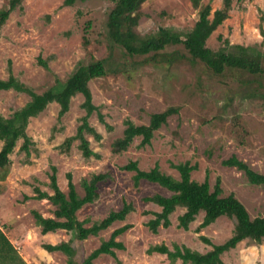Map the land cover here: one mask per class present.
<instances>
[{
	"label": "rangeland",
	"instance_id": "obj_1",
	"mask_svg": "<svg viewBox=\"0 0 264 264\" xmlns=\"http://www.w3.org/2000/svg\"><path fill=\"white\" fill-rule=\"evenodd\" d=\"M63 2L21 0L20 5L14 6L0 28V79L6 80L11 70L15 78L41 94L56 80L64 82L79 63L106 60L107 74L88 84L91 102L99 108L105 123L99 122L96 112L88 120L101 135L99 142L87 136L90 149L100 159L85 160L77 141L71 145L65 142L75 134L84 115L81 95L71 99L69 111L61 118L58 105L51 103L37 117L29 119L25 133L33 145L28 154L19 150L20 140L8 156L9 165L0 168V231L24 263L13 254L11 258L0 257V264H66L67 255L48 253L42 248L44 244L61 242L71 244L76 252L74 264H82L113 230L125 224L132 228L118 237L125 247L123 251L115 250L118 261L102 255L93 264H168L164 255H147V249L164 244L171 250L176 244L206 253L211 247L199 236L218 245L232 235L235 221L227 217H220L196 233L202 212L187 231L179 229L177 217L184 212L181 208L169 216V228H159L157 234H152L144 224L153 216L143 212L153 207H147L143 199L159 193L171 194L146 181L134 188V173L119 170L129 161H137L138 168L146 172L157 164L160 172L175 179L179 175L170 164H197L198 169L191 173L193 181L202 183L207 173L212 191L218 177L222 197L233 194L250 219L264 216V186L250 185L242 172L221 164L234 155L253 171L264 173V75L254 76L235 69L215 75L201 62L192 61L182 45L166 47L161 52L166 58L160 62L145 63L144 56L129 57L107 39V15L113 7L110 2L77 1L70 7ZM8 4L9 0H0V10L9 8ZM201 4H210L213 12L221 8L222 0H202ZM139 12L135 32L140 37L154 35L160 28L184 37L198 18L189 0H146ZM84 35L88 41L85 46ZM226 41L230 45L256 48L262 53L264 67V0H231L228 18L212 33L206 46L216 52L226 48ZM38 58L46 62L47 70L38 65ZM28 101L26 94L0 91V115L10 117ZM169 107L178 108V114L169 117L154 132L149 146L140 149L141 138L137 137L125 152H111V144L122 138L126 119L136 126L148 125L150 115ZM1 145L0 142V148ZM51 166L56 168L57 185L64 194H67V173L72 175L79 196L84 194L83 179L89 180L99 173L109 175L97 185L98 199L76 213L85 227L110 211L120 210L124 202L132 204L133 212L124 221L115 222L84 241L63 230L42 235L30 212L35 210L44 218H53L54 207L47 200L31 197L34 187L52 194ZM221 260L223 264H264V239L259 244L246 239L222 254Z\"/></svg>",
	"mask_w": 264,
	"mask_h": 264
},
{
	"label": "trees",
	"instance_id": "obj_2",
	"mask_svg": "<svg viewBox=\"0 0 264 264\" xmlns=\"http://www.w3.org/2000/svg\"><path fill=\"white\" fill-rule=\"evenodd\" d=\"M77 1L87 2L91 0H64L63 5L70 7ZM108 1L113 7L107 15L106 34L107 39L112 45L119 46L129 57L144 56L145 63H155L162 61L166 56L161 52L168 46L182 45L188 52L192 61H199L204 64L215 75H221L226 69H235L244 71L250 75H264L262 66V53L254 47H244L240 45H230L226 41V48L218 51H212L206 46V42L214 31L228 18L231 10V0H222L221 8L212 12L210 4L202 5V0H189L191 6L197 10V20L190 32L182 37L179 33L160 28L156 34L146 37H140L136 34L135 28L140 19V7L146 0H100ZM21 0H9V8L0 10V28L7 20L9 14L15 5H20ZM87 23L86 27H89ZM84 38V46L88 41ZM165 56V57H164ZM167 62H171L166 59ZM106 60L91 61L88 64L79 63L69 77L61 82L55 81V84L41 94L34 91L15 78L11 70L6 80L0 79V91L13 90L18 93L29 96V101L19 110L12 113L8 118L0 115V168L9 165V155L13 152L18 141H22L19 150L28 154L29 148L33 145L31 138L25 133L30 118H35L41 114L45 108L55 103L59 107L58 118L63 117L69 111V105L72 98L81 95L83 102L80 108L84 115L79 119L75 134L65 139L68 145L77 141V146L82 158L88 160L94 158L100 159V155L90 149L87 136H91L99 142L101 135L89 125L88 120L93 112L97 113L99 122L104 123L103 115L99 113V108L91 102V93L88 84L96 79L104 77L107 74L105 64ZM38 65L44 69L47 68L45 61L37 59ZM10 69V68H9ZM178 114V108L169 107L163 112L150 115L148 125L136 126L126 119L122 138L116 139L111 144V152L119 154L125 152L133 142L134 138L140 137L138 147L144 148L151 144L154 132L167 123V119ZM109 129V127L107 126ZM221 164L227 168H234L244 175L247 182L254 186H264V173L253 171L246 163L240 161L236 156L223 160ZM179 178L175 179L170 175L160 172L158 165H154L148 172L141 171L138 168L137 161H129L127 164L119 167L124 172H132V185L138 188L140 181H146L156 184L159 187L171 193L169 197L153 195L143 199L146 203H153L160 207V212H143L144 215L151 214L153 219L147 221L144 225L152 234H157L158 229H167L171 222L169 216L177 208H183L184 212L177 217V227L184 231L189 229V225L196 220L199 213H203L202 221L196 228V233L201 229L215 223L220 217L234 219L235 224L232 235L222 244L214 245L204 236L199 239L211 249L206 253H200L191 250L185 245L178 246L174 244L170 250L164 244L150 246L147 255L160 254L168 260V264H223L222 254L234 249L240 242L249 239L256 244L264 239V216L250 219L246 208L239 202L233 194L222 197L220 179L217 177L212 191L208 182V174H205L204 181L198 183L191 179V173L198 169L197 164L190 165L189 162L170 164ZM52 174L49 176V188L52 194L33 188V200H47L53 207V218H44L37 211L30 212L35 226L40 229L42 235L55 233L58 230L71 232L78 241H84L89 237H96L100 232L107 230L115 222H122L133 212L132 204L124 202L122 208L118 211H110L106 217L94 222L90 227H85L83 221H79L76 213L85 205L94 203L99 195L97 185L107 180L109 175L99 173L93 174L89 180L83 179L81 187L84 191L83 196L76 192L72 181V175L66 174L67 194H64L57 185L55 176L56 168L51 166ZM29 197H26V199ZM132 226L125 224L113 230L107 240H103L100 245L90 252L82 261V264H93L101 255H108L118 261L115 250L123 251L125 249L118 237L123 235ZM42 248L48 253L59 252L67 255L66 264H74L75 250L69 242H61L56 245L44 244ZM17 252L11 242L0 231V257L11 258ZM17 257L21 259L18 255ZM23 262V260L21 259ZM24 263V262H23Z\"/></svg>",
	"mask_w": 264,
	"mask_h": 264
},
{
	"label": "crops",
	"instance_id": "obj_3",
	"mask_svg": "<svg viewBox=\"0 0 264 264\" xmlns=\"http://www.w3.org/2000/svg\"><path fill=\"white\" fill-rule=\"evenodd\" d=\"M131 173V172H130ZM141 182V181H140ZM168 192V191H167ZM169 194H171L170 192H168ZM157 195H161V196H163V197H169V196H166L165 194H162V193H159V194H157ZM153 196V195H152ZM171 196V195H170ZM149 197H151V196H149ZM144 198H146V197H144ZM147 207H153V208H145V210L144 211H146V212H160V207H159V209H158V206L157 205H155V204H153V203H148V205H147ZM178 209V208H177ZM176 209V210H177ZM181 209H183V208H181ZM151 215V214H150ZM127 218V217H126ZM110 228V227H109ZM58 231H60V230H58ZM57 231V232H58ZM103 232V231H102ZM49 234H51V233H48V234H46V235H44V236H47V235H49ZM10 242V241H9ZM158 255H160V254H158ZM102 256V255H101Z\"/></svg>",
	"mask_w": 264,
	"mask_h": 264
}]
</instances>
